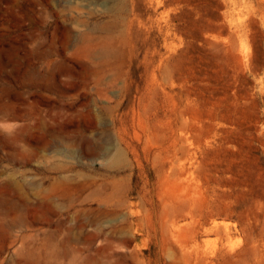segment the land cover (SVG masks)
Returning <instances> with one entry per match:
<instances>
[{"label": "rangeland", "instance_id": "374dc122", "mask_svg": "<svg viewBox=\"0 0 264 264\" xmlns=\"http://www.w3.org/2000/svg\"><path fill=\"white\" fill-rule=\"evenodd\" d=\"M0 264H264V0H0Z\"/></svg>", "mask_w": 264, "mask_h": 264}, {"label": "bare ground", "instance_id": "6f19581e", "mask_svg": "<svg viewBox=\"0 0 264 264\" xmlns=\"http://www.w3.org/2000/svg\"><path fill=\"white\" fill-rule=\"evenodd\" d=\"M123 152L119 148H115V152L109 155L108 163L111 166L119 165L123 162Z\"/></svg>", "mask_w": 264, "mask_h": 264}]
</instances>
